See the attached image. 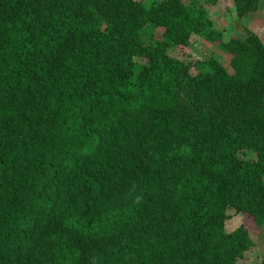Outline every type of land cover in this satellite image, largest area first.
<instances>
[{
	"label": "trees",
	"instance_id": "16d2710c",
	"mask_svg": "<svg viewBox=\"0 0 264 264\" xmlns=\"http://www.w3.org/2000/svg\"><path fill=\"white\" fill-rule=\"evenodd\" d=\"M193 37L231 74L171 56ZM262 228L257 35L198 0H0V264H235Z\"/></svg>",
	"mask_w": 264,
	"mask_h": 264
},
{
	"label": "rangeland",
	"instance_id": "374dc122",
	"mask_svg": "<svg viewBox=\"0 0 264 264\" xmlns=\"http://www.w3.org/2000/svg\"><path fill=\"white\" fill-rule=\"evenodd\" d=\"M144 5H147L151 0H136ZM187 2V0H182ZM201 3L208 14V17L212 23V28L221 32L223 40H227L229 37H237L240 40L244 37V31H250L257 35L262 42H264V1L258 4L257 10L243 18H236L233 13V8L230 0H218L214 6H209L205 3V0H198ZM152 40H158L160 38V29H151ZM147 41L148 39H144ZM171 56H174L185 63L190 68V72L194 73L196 67L202 64L207 58H213L217 60L226 71L231 74V69L228 65L229 56L222 53L217 47L209 45L199 38H191L187 47H180L171 50ZM238 158L243 160H252L254 155L251 152H239ZM242 217L231 214L230 218L225 224L226 230L230 231L237 227L242 221ZM249 237L251 240V246L235 261V264H260L264 261V228L257 232L255 229H251Z\"/></svg>",
	"mask_w": 264,
	"mask_h": 264
}]
</instances>
